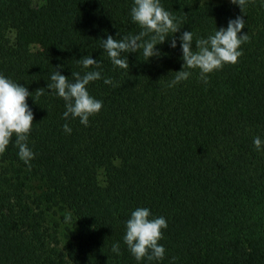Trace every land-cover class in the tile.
Here are the masks:
<instances>
[{"label": "trees", "instance_id": "16d2710c", "mask_svg": "<svg viewBox=\"0 0 264 264\" xmlns=\"http://www.w3.org/2000/svg\"><path fill=\"white\" fill-rule=\"evenodd\" d=\"M161 3L193 32L194 48L242 16V55L207 74V84L192 69L169 87L183 63L179 42L156 45L162 55L148 61L140 50L123 53L129 69L101 48L106 34L142 30L132 0H0V73L31 92L36 153L25 165L13 137L0 155V264H137L123 242L137 206L168 225L163 260L140 264H264V247L249 248L264 241V152L252 143L264 138V4ZM87 55L101 61L102 78L87 87L103 106L87 127L69 120L66 134L64 101L46 85L56 65L69 80L92 70L78 62Z\"/></svg>", "mask_w": 264, "mask_h": 264}, {"label": "clouds", "instance_id": "9594fccd", "mask_svg": "<svg viewBox=\"0 0 264 264\" xmlns=\"http://www.w3.org/2000/svg\"><path fill=\"white\" fill-rule=\"evenodd\" d=\"M230 2L238 5L242 11L247 0H230ZM261 3L264 4V0H261ZM130 18L142 30L138 34H129L120 39H116L112 34H106L105 38L100 39L101 48L105 50L113 66L129 69L127 55L124 56L123 53H137L140 50L143 60L148 61L150 57L158 58L162 55L156 45L163 44L167 40L168 47L175 49L179 42L183 63L169 82V87L187 80L192 75L190 71L192 69H199V79L207 84L209 79L207 74L222 68L226 63L235 64L242 55L240 45L249 40L246 32L241 33L245 19L237 15L235 18H229L226 26H215L207 36L197 38L194 48L193 32L181 31L180 21L172 12L164 8L161 0H132ZM145 36L149 38L142 39ZM78 62L83 68L91 67L92 70L85 71L83 75L80 72H72L73 80H69L68 76L58 70L63 66L56 65L49 77L50 82L46 85L52 94L64 101V111L61 115L65 123L61 127L66 134L72 131L69 120L78 118L79 123L87 127L89 117L98 113L103 106V101L92 96L87 87L90 82L102 78L101 61L87 55ZM103 82L113 83L109 77H104ZM29 96L31 92L27 87L0 73V155L15 137L17 155L28 166L36 155L29 146V134L33 124V111L26 99ZM252 143L257 152H264V138L256 135ZM167 226L166 218L154 216L148 207L137 206L131 210L125 221L123 242L137 264L141 261L163 260L165 248L159 241L163 239L162 229H166ZM111 251L120 254L119 241L112 243Z\"/></svg>", "mask_w": 264, "mask_h": 264}, {"label": "rangeland", "instance_id": "374dc122", "mask_svg": "<svg viewBox=\"0 0 264 264\" xmlns=\"http://www.w3.org/2000/svg\"><path fill=\"white\" fill-rule=\"evenodd\" d=\"M32 2L34 4H39L40 0H32ZM32 48L33 49H37L38 46L37 45H33ZM263 247H264V241L259 239V238H254L252 240V243L249 244L250 250L253 251V252H256V253H258L259 250L263 249Z\"/></svg>", "mask_w": 264, "mask_h": 264}]
</instances>
